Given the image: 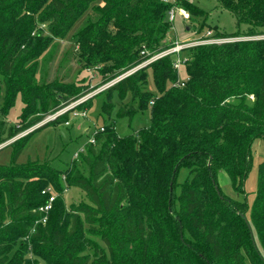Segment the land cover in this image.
<instances>
[{
	"label": "trees",
	"instance_id": "16d2710c",
	"mask_svg": "<svg viewBox=\"0 0 264 264\" xmlns=\"http://www.w3.org/2000/svg\"><path fill=\"white\" fill-rule=\"evenodd\" d=\"M217 1L240 29L246 25L247 39L188 48L186 80L179 81L170 55L97 93L105 94L100 109L107 115L118 94L116 118L88 132L65 167L58 157L18 160L33 133L66 125L72 112L5 146L14 153L0 165V264H264V162L249 215L247 203L225 195L218 182L224 171L244 194L251 145L264 139V0ZM174 5L204 15L186 0H0V146L169 49ZM70 35L83 67L102 77L98 86L37 78L41 60ZM18 97L22 112L7 127ZM94 97L74 111L87 117ZM147 111L150 125L118 133L117 119L131 125ZM182 168L190 180L178 184ZM73 188L87 202L67 208L63 196ZM47 190L56 197L42 222Z\"/></svg>",
	"mask_w": 264,
	"mask_h": 264
},
{
	"label": "rangeland",
	"instance_id": "374dc122",
	"mask_svg": "<svg viewBox=\"0 0 264 264\" xmlns=\"http://www.w3.org/2000/svg\"><path fill=\"white\" fill-rule=\"evenodd\" d=\"M186 1L192 3L201 11H203L204 15H192L191 19L184 20L178 13H176L172 24V29L168 35V40H170L172 43H174L176 40L181 44L192 43L200 40L204 36H207L209 31H211L213 35L215 33L227 35L238 33L242 36L234 38L233 40L235 41L247 39V37H244L243 35L244 30L247 29L246 25H242L240 29L237 26L236 18L229 11L221 8L217 0ZM85 21L86 17H83L77 23L73 29V32H78L84 26ZM70 37L71 35L66 41L59 43L55 51L51 53L52 56L50 60L47 62L41 60V68L44 70H42V73L40 72V74L37 75V78H41L43 83L50 85L54 82H58L64 85H71L75 83L89 86L91 88L98 86L101 83L102 77L99 75L96 68H89V70L88 68L83 67L85 66L84 62L80 61V56L77 52L74 40L70 39ZM188 53L189 52L187 49L183 50L181 53V58L187 57ZM1 79L2 78L0 75V110L3 106V98L1 95L4 91V86L1 82ZM178 79L179 81L187 79L184 66H181L179 69ZM99 89L94 91L90 98L99 93ZM89 99H87L85 102H87ZM129 100L130 96L127 97L126 101ZM104 101L105 94L94 97L91 107L89 110L87 109V117L78 116L76 118H72V120L70 118V125L68 126L64 123L52 124L33 133L19 156V163L37 160L45 161L50 157H58L61 162L56 161V163L60 167H65L66 164L70 163L73 153L86 142V134L88 132H92L95 127L100 126L104 121L116 118L117 110L121 105L118 94H115L114 96L115 105L110 115L101 113L100 108ZM23 106L24 104L21 98L18 97L15 107L10 110V113L6 119L7 127H13L17 124ZM50 120H52L51 116L47 115L45 119L37 126L19 134L17 137L6 142L4 145L12 143L16 139L46 124ZM150 123V112L147 111L143 115L137 117L131 123V125L129 124V120L127 118L117 119V131L121 136H124L137 132L138 130L150 125ZM13 153V147H4L0 151V165L10 164ZM250 154L251 168L245 179L244 194H239L233 189L231 181L224 171H220L218 174V182L223 193L234 200L245 201L249 207L248 215L250 214V210L252 209L257 196L259 166L264 162V139L257 138L254 140L251 145ZM188 179L190 180L188 170L184 168L180 169L177 176L178 184H183ZM179 192V187H176V193L178 194ZM63 199L67 208L72 204L87 202L85 194L76 188L67 190L64 193Z\"/></svg>",
	"mask_w": 264,
	"mask_h": 264
},
{
	"label": "built area",
	"instance_id": "2783aa9c",
	"mask_svg": "<svg viewBox=\"0 0 264 264\" xmlns=\"http://www.w3.org/2000/svg\"><path fill=\"white\" fill-rule=\"evenodd\" d=\"M165 2L175 3L176 0H165ZM176 13H178L184 20L191 19V14L185 8L174 5L169 12L170 22L173 23ZM233 41H235V40L230 39V38H217L211 33V31H209L207 33V36H204L200 40L192 42V43L181 44L176 40L174 43H172V46L169 49H167V50H165V51H163L157 55L152 56L151 58H149L147 61L142 63L137 68H135L132 71L128 72L127 74L119 77L118 79L102 86L99 90H100V92H102L103 90H106L107 88H109L110 86H112L114 83L121 80L125 76L130 75L133 72L137 71L138 69L148 65L149 63L157 61V60L164 58L166 56H170V55L176 56V61H175L174 66L177 70H179L180 67L185 65V63L188 61V57L181 58V53L183 50H186L190 47H195V46H199V45L223 44V43L233 42ZM182 85H184V84L182 83ZM92 93H89L88 95L80 98L79 100L72 103L71 105L61 109L56 114L52 115L51 119H54L60 115L67 113V112H72V118H76L78 116L85 117L86 116L85 112L74 111V108L77 107L78 105L84 103L87 99H89L91 97ZM69 124H70V121L66 122V125H69ZM91 142H94L93 139H91ZM47 192L52 193L51 190H47ZM45 193H46V191H43V194H45ZM55 197H56L55 194L52 193V196L49 198V202L45 206L40 208V212H42L44 214L43 218L41 220L42 222H46L48 220V214H49L50 210L52 209V204L55 200Z\"/></svg>",
	"mask_w": 264,
	"mask_h": 264
},
{
	"label": "water",
	"instance_id": "95a60500",
	"mask_svg": "<svg viewBox=\"0 0 264 264\" xmlns=\"http://www.w3.org/2000/svg\"><path fill=\"white\" fill-rule=\"evenodd\" d=\"M188 29H189V28H188ZM188 29H187V30H188ZM8 144H9V143H8ZM8 144H6V145H8ZM6 145L0 146V149L4 148ZM245 220H246V222L248 223V226L251 227L250 224H249V221H248L246 218H245ZM250 229H251V228H250Z\"/></svg>",
	"mask_w": 264,
	"mask_h": 264
}]
</instances>
